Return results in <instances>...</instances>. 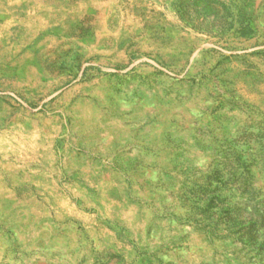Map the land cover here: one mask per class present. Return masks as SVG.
<instances>
[{
    "label": "rangeland",
    "instance_id": "obj_1",
    "mask_svg": "<svg viewBox=\"0 0 264 264\" xmlns=\"http://www.w3.org/2000/svg\"><path fill=\"white\" fill-rule=\"evenodd\" d=\"M0 264H264V0H0Z\"/></svg>",
    "mask_w": 264,
    "mask_h": 264
}]
</instances>
